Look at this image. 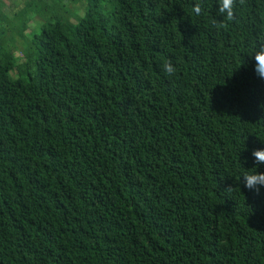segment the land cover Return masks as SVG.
I'll use <instances>...</instances> for the list:
<instances>
[{
	"label": "trees",
	"instance_id": "1",
	"mask_svg": "<svg viewBox=\"0 0 264 264\" xmlns=\"http://www.w3.org/2000/svg\"><path fill=\"white\" fill-rule=\"evenodd\" d=\"M66 1L0 10V264H264V0Z\"/></svg>",
	"mask_w": 264,
	"mask_h": 264
},
{
	"label": "clouds",
	"instance_id": "2",
	"mask_svg": "<svg viewBox=\"0 0 264 264\" xmlns=\"http://www.w3.org/2000/svg\"><path fill=\"white\" fill-rule=\"evenodd\" d=\"M240 0H217V15L222 16V19H213L211 25L217 31L225 29L228 25L227 22L234 20L237 3ZM206 0H194L192 13L196 17H200L206 12ZM251 55H254L255 60V73L256 75L264 79V38H259L258 44L253 48ZM162 72L172 78L178 73L176 64L171 59L165 60L161 64ZM252 156L255 159L257 165L264 164V148L254 149ZM244 186L249 190H252L259 194L260 188L264 187V172H245L243 174ZM231 188V187H230ZM229 188V189H230Z\"/></svg>",
	"mask_w": 264,
	"mask_h": 264
},
{
	"label": "rangeland",
	"instance_id": "3",
	"mask_svg": "<svg viewBox=\"0 0 264 264\" xmlns=\"http://www.w3.org/2000/svg\"><path fill=\"white\" fill-rule=\"evenodd\" d=\"M24 0H0L1 5V12L7 17L11 22H16V17L21 15L24 21L26 22V29L23 31L24 36H30L31 32L34 29H38L39 24L44 20L49 18V14L47 12H39L37 14L32 13L29 10H26L23 5ZM48 4H50V0H46ZM63 3L67 6V9L70 11H74L76 14H81V9L77 7L76 3L68 2L63 0ZM25 9L22 14H19L18 10ZM6 30V28H5ZM16 31L10 32L9 30L5 31V39L8 40L9 37H13V42L5 41L6 46L11 50L13 56L15 57L16 61H20L22 59L20 50L22 48V41L16 36ZM13 75V71L11 72Z\"/></svg>",
	"mask_w": 264,
	"mask_h": 264
}]
</instances>
